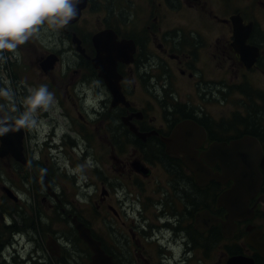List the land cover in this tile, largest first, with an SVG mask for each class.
Instances as JSON below:
<instances>
[{
  "label": "flooded vegetation",
  "instance_id": "1",
  "mask_svg": "<svg viewBox=\"0 0 264 264\" xmlns=\"http://www.w3.org/2000/svg\"><path fill=\"white\" fill-rule=\"evenodd\" d=\"M42 30L0 59V90L31 72L57 111L38 110L36 122L49 124L40 140L21 129L23 163L0 158L20 184L0 185V264H89L73 217L113 264H264V0H86L75 23L47 38L54 48L42 50ZM114 42L116 101L92 63ZM8 93L0 115L23 111ZM80 147L77 208L38 151L59 159ZM96 147L98 182L86 184V148ZM251 167L257 178L245 179ZM90 187L98 231L86 215Z\"/></svg>",
  "mask_w": 264,
  "mask_h": 264
},
{
  "label": "clouds",
  "instance_id": "2",
  "mask_svg": "<svg viewBox=\"0 0 264 264\" xmlns=\"http://www.w3.org/2000/svg\"><path fill=\"white\" fill-rule=\"evenodd\" d=\"M81 0H0V59L3 53H15L35 36L42 27L57 31L78 16ZM0 96L9 93L0 90ZM54 93L46 85L29 89L23 100V111L13 107L0 115V137L36 125L38 110L48 111L54 106Z\"/></svg>",
  "mask_w": 264,
  "mask_h": 264
},
{
  "label": "rangeland",
  "instance_id": "3",
  "mask_svg": "<svg viewBox=\"0 0 264 264\" xmlns=\"http://www.w3.org/2000/svg\"><path fill=\"white\" fill-rule=\"evenodd\" d=\"M42 39L44 41V44H42V50H45L46 48L48 49H52L55 46L51 45L48 46L46 45L47 43H49V41L47 40V38H52L51 34H55L54 38H56L57 40V33L59 32L57 31H53L49 28H47L46 26L42 27ZM55 40V42H56ZM35 40L34 36L31 38V42H33ZM57 49V48H55ZM64 63H70L71 59L69 55H64ZM33 61V59H31V62ZM27 68L29 69V65H26ZM18 74V73H17ZM35 76V75H34ZM3 78L6 80L7 82V75L3 76ZM12 82H16V88L13 89L12 86H10V82H9V86H7V88L9 89L8 91L13 93V95L17 96L16 99L14 100L17 102H22L23 104V94L27 95L29 94V89H36L37 88V78L33 77V73L31 74V72L25 71L22 72V74L20 76H16V78L12 81ZM23 91L22 93L20 91ZM5 91V92H8ZM55 101V100H54ZM1 105V103H0ZM55 105V102H54ZM15 108L18 109V106H14ZM13 108V107H12ZM11 108V109H12ZM0 110H1V106H0ZM44 111V110H43ZM46 112V111H45ZM49 113L52 114H56L57 111H54L52 108L50 110H48ZM42 114H45L44 112H42ZM38 117V112L36 114L35 119ZM49 125V124H48ZM48 125L45 124L44 121L42 122H36V125L32 128H29L31 133H37L38 138L36 140H40L41 136L43 135V133L45 131H48ZM64 130V129H61ZM33 140V138H32ZM35 140V141H36ZM32 145H34V141L31 142ZM38 153L41 155L42 154V162H43V166L45 167L46 171L48 172L49 176L52 177V179L55 180H62L65 187L67 188V190L70 192L69 193V197H70V202L73 203L74 206H76L77 208L82 207L83 205V199H82V186H83V180H84V176H83V168L85 166V162H84V158L81 157L82 153H83V149L80 147L79 149H76L73 152H70L69 150L67 151H63V153H60V155L58 156L59 159H57L54 155L55 152L51 151V152H46V150H43L42 152ZM49 153V154H48ZM39 154H37V158L40 157ZM101 153L100 150H98V148H86V184L88 183L89 179H92V181L94 183L98 182V174H99V165H100V161H101ZM50 167V168H48ZM4 165L3 163H0V185L3 184V182H8L9 185H12L13 187L17 186V188L20 189V184L17 183L15 177L13 178L12 176L10 178H8V176L5 175L4 173ZM48 168V170H47ZM65 171V175L64 174ZM64 176H66L67 178H64ZM68 177L70 179H68ZM75 178V185H71V179ZM58 188L61 189L63 188V184H58ZM74 188V189H73ZM19 189H17L19 191ZM67 190H65L66 192H68ZM76 192V193H74ZM79 193V194H78ZM95 190L94 187H90V188H86V210L87 209H92L91 214H86L89 218V220L92 219V227L94 229V231H98L99 230V223L98 220H96V218L93 220V217L95 216V213L93 212V208L95 201L97 200V194L96 196H94ZM97 193V192H96ZM1 197H2V193L0 191V202H1ZM24 199V196L22 197ZM50 227V226H49ZM27 248V246H26Z\"/></svg>",
  "mask_w": 264,
  "mask_h": 264
},
{
  "label": "water",
  "instance_id": "4",
  "mask_svg": "<svg viewBox=\"0 0 264 264\" xmlns=\"http://www.w3.org/2000/svg\"><path fill=\"white\" fill-rule=\"evenodd\" d=\"M86 6V0H81V3L78 6V16L75 20H73L69 25L75 23L81 16V11ZM109 32V31H107ZM97 39H105V37L102 34H99L96 36ZM111 41H113L112 38H110ZM120 46L122 47V43H120ZM103 47V45H102ZM97 56L92 61L93 66L98 71L99 77L104 79L111 90L114 101H116L119 98L118 94V87H117V76L115 73V64L118 59V55L121 54L123 51L120 50L119 44L112 43L111 45L106 46L105 48H97ZM56 62V57L54 55H49L43 60V71L47 72L50 69H52V66ZM115 104V103H113ZM183 130V126H179L175 130V135H179V133ZM22 131L18 132H12L9 134H6L3 137H0V158H3L7 155H10L14 160L17 162H24V157L22 154ZM238 158L235 157V162ZM188 166L195 172L197 176L204 175V172H201V165L194 164V162H188ZM238 168L235 167V170ZM256 168L251 167V169L248 171V168H241L242 176L245 179L249 178H257V174L255 173ZM242 183V182H241ZM241 185V184H240ZM5 193H7L8 196L14 198L12 194L7 191L5 188L3 190ZM224 204L223 202H221ZM227 206V205H225ZM73 225L78 233L79 238L86 243L87 247L92 253L91 260L89 264H113L110 261V258H107L104 254V252L100 248V244L98 241L94 240L90 234L89 229L85 228L81 223L77 222V220L73 217L72 218ZM53 256V255H52Z\"/></svg>",
  "mask_w": 264,
  "mask_h": 264
}]
</instances>
